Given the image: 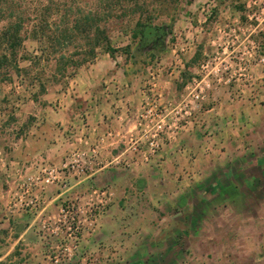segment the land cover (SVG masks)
I'll return each mask as SVG.
<instances>
[{"label": "crops", "instance_id": "1", "mask_svg": "<svg viewBox=\"0 0 264 264\" xmlns=\"http://www.w3.org/2000/svg\"><path fill=\"white\" fill-rule=\"evenodd\" d=\"M255 1L184 0L174 32L190 49L183 65L172 51L156 52L164 70L151 91L149 66L132 51L112 55L104 47L44 93L4 86V99L15 90L20 96L0 109V264H54L47 251L60 241L44 237L40 221L58 214L65 200L85 202L93 187L111 188L113 200L95 230L81 236L76 257L60 264L82 263V251L97 252L102 264H156L181 248V234L198 232L193 219L209 218L203 226L209 234L215 217H264V114L250 99L264 82V66L255 58L237 60L238 48H226L229 38L219 30L236 26L242 37L260 41L261 26L250 21ZM206 54L226 57L231 70L209 77L205 99L177 133L162 135L160 150L147 160L132 149V141L142 139L144 102H179ZM76 147L98 149L84 177L71 175L64 188L50 185L22 195L20 174L33 170L30 164L60 163Z\"/></svg>", "mask_w": 264, "mask_h": 264}, {"label": "rangeland", "instance_id": "2", "mask_svg": "<svg viewBox=\"0 0 264 264\" xmlns=\"http://www.w3.org/2000/svg\"><path fill=\"white\" fill-rule=\"evenodd\" d=\"M183 1L0 0V15H2L0 21V109L7 108L11 100L20 96L17 93L18 90H15L9 93L10 98L4 99L3 89L8 84L22 85L26 91L24 93L32 95L40 91L41 85L50 87L60 81L62 77L56 74L55 68L56 58L61 54L67 57L73 55V59L78 62L91 58L87 41L93 36L95 25L104 29L109 40L111 39L118 46L117 49L129 46L135 60L141 65L152 58L153 51L161 47L163 51H172L174 20ZM220 1L215 0V3L218 4ZM233 1L242 3L244 0ZM261 1L259 10H257V4L252 2V12L261 10L264 0ZM256 2L260 1L256 0ZM262 16L264 17V11ZM88 17L94 25L90 26V29L87 27L84 31L81 23ZM138 19L151 27H163V32L166 33L165 42L158 44L152 41L149 43L134 40L131 35ZM20 22L22 29L19 37L22 40L14 52H11L8 45L9 34L13 31L12 26ZM75 22L80 23V28L73 32L66 31ZM230 27L237 29L236 26ZM256 32L262 33L257 43L260 44L264 54V29H257ZM234 46L240 48L239 43H235ZM211 48V46L208 48V52ZM73 68L69 67L67 74H70ZM257 85L259 86L252 90L250 99L253 105L259 106L258 109L264 114V82ZM261 197L264 200V193ZM181 215L185 216L182 221H186L188 217L186 211H181ZM208 219H199L197 222L193 219L195 227L192 229L198 232L181 234V248L171 252L173 256H169L170 258L160 257L156 264H264V217L230 220L215 217L212 219V227L209 228L213 230V233L206 234L207 228L203 226ZM198 223L201 224L200 227H196ZM47 252L51 261L54 251L49 249ZM160 253L166 254L165 251ZM85 255L88 258L78 264H102L98 260L97 252L82 251L81 257Z\"/></svg>", "mask_w": 264, "mask_h": 264}, {"label": "built area", "instance_id": "3", "mask_svg": "<svg viewBox=\"0 0 264 264\" xmlns=\"http://www.w3.org/2000/svg\"><path fill=\"white\" fill-rule=\"evenodd\" d=\"M254 4L258 3L255 1ZM263 11L264 5L259 12H252L250 21H254L260 26L264 25ZM262 29L264 26L261 27ZM219 30L229 38L225 44L226 48L231 49L235 43H239L237 60L243 62L245 59L249 61L251 60L249 58H255L259 64L264 66V54H262L260 44L252 40L251 36L242 37L239 30L232 27L229 29L223 27ZM190 46L191 44L184 41L180 33H174L172 54L178 65L184 64V57ZM231 67V61H228L226 57L219 54H206L199 64L198 75L187 83L179 102L161 105L155 99H147L139 116L140 123L144 126L142 139L140 141L134 139L132 149L141 151L147 160L151 156H155L161 148L162 135L172 136L177 133L184 126L187 117L205 99L207 89L210 86L209 77L215 75L217 78H222L231 70ZM163 70L164 66L160 61H155L149 65V91L153 90ZM143 146H145L144 149ZM97 158V147H91L88 150L76 147L71 149L60 163L46 160L35 161L29 165L33 170L20 174L23 178L19 183V189L24 196L34 189L44 191L50 185L64 188L67 186L69 176L84 177ZM113 197L114 193L111 188L93 187L85 202L76 199L65 200L61 203L58 214L47 215L40 221L42 235L60 241L49 247L54 251L53 256H51L53 263L69 262L76 257L81 236L95 230L99 215L113 200ZM19 201L21 208L28 205L24 199L20 198ZM86 258L88 257L85 255L80 259L85 261Z\"/></svg>", "mask_w": 264, "mask_h": 264}, {"label": "trees", "instance_id": "4", "mask_svg": "<svg viewBox=\"0 0 264 264\" xmlns=\"http://www.w3.org/2000/svg\"><path fill=\"white\" fill-rule=\"evenodd\" d=\"M135 12V11H134ZM2 20V15H0V21ZM83 29L84 31L87 30V27L90 29V26H93L94 23L91 22V18L88 17L85 19V21L83 23ZM91 24V25H90ZM80 28V23L79 22H75L74 25L72 27H68L66 29V31L68 32H73V30ZM22 29V23H17L15 25L12 26V30L11 33L9 34V48L11 50V52H14V50L16 49V47L20 44L21 42V37H19V32ZM160 31V32H159ZM164 29L163 27H151L149 26L147 23H144L141 19H138L136 22V28L134 29V31L132 32V38L138 39L141 42H156L159 44V42L161 44H163L165 42V35L166 33L163 32ZM93 36L88 39L87 41V46H89V53L91 55V58L94 57L95 55V50L96 48L100 47V46H104V48L106 50H108L112 55H114L119 49L112 47L110 44V40L109 37L106 35L105 31L103 28H101L99 25H95L94 29H93ZM159 34L163 35L160 36ZM156 48V47H155ZM124 51L127 52H131V49L129 48V46L124 47L123 49ZM159 51H163V47H161V49L153 51V55H151L152 58H150L149 60H147L143 65L145 66H149L152 63H154L156 61L155 59V55L156 52ZM77 54V53H74ZM6 58V57H4ZM89 58V59H91ZM88 58L82 59V61H75L73 59V55L72 56H66L64 54H61L59 57L56 58V68H55V72L56 74H59L61 77L67 75V70L69 67H78L81 64H83L84 62L89 60ZM1 65V63H0ZM47 87L45 85H41L40 91L39 93H44L46 91Z\"/></svg>", "mask_w": 264, "mask_h": 264}]
</instances>
